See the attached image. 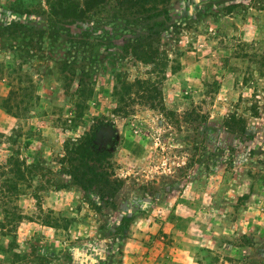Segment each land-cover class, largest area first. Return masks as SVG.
<instances>
[{"label": "rangeland", "instance_id": "obj_1", "mask_svg": "<svg viewBox=\"0 0 264 264\" xmlns=\"http://www.w3.org/2000/svg\"><path fill=\"white\" fill-rule=\"evenodd\" d=\"M50 12L0 0V160L10 147L37 168L0 199V221L16 218L0 264H264V0H171L161 69L125 56L120 28ZM136 78L173 113H115L114 85ZM17 87L20 114L6 105ZM93 129L114 143L109 203L64 161V139Z\"/></svg>", "mask_w": 264, "mask_h": 264}, {"label": "trees", "instance_id": "obj_2", "mask_svg": "<svg viewBox=\"0 0 264 264\" xmlns=\"http://www.w3.org/2000/svg\"><path fill=\"white\" fill-rule=\"evenodd\" d=\"M171 0H48L50 13L62 22L72 24L76 21H86L90 18H99L102 24L113 26L123 31L124 39L120 47L125 56H132L135 59L152 60L157 54V66L159 69L166 65L163 54L153 45L154 37L160 31L167 30L165 22L170 19L169 3ZM106 32V29L103 30ZM110 34L111 33H108ZM77 47L76 44H74ZM256 60L257 54H253ZM177 67L171 65V70L176 71ZM82 83V79H80ZM12 90L7 97L6 105L12 110L13 106L18 109L21 105L28 103L29 96L25 95L26 87H17ZM160 89L150 82V79L136 78L133 82L117 81L113 87V96L116 100L114 112L117 114L128 115L135 105H144L153 110H158L162 115L172 114L162 106ZM77 105L83 102L84 96L78 93ZM26 108V107H25ZM255 108V110H254ZM259 107L255 105L253 110L257 113ZM20 114V113H19ZM79 116V115H78ZM70 126L75 122V117L68 118ZM98 130L87 131L78 137L64 139L63 155L67 170L72 180L82 189L88 191L97 189L104 193L103 202L109 203L113 192L117 189V181H112L114 166L112 161L114 143L112 140L97 134ZM1 136V135H0ZM9 136L7 139H10ZM1 143V138H0ZM10 150L3 160H0V199H5L12 204L21 189L22 183L32 178L35 170L34 166L27 164L24 157L20 158L15 149L6 147ZM114 183V186L111 184ZM103 196V195H102ZM101 196V197H102ZM108 199V200H107ZM43 209L40 208V211ZM19 216V215H18ZM52 219L45 220L51 223ZM16 218H6L0 221V228L13 231V223ZM13 242V241H12ZM11 242V243H12ZM12 259L17 262L18 253L12 252Z\"/></svg>", "mask_w": 264, "mask_h": 264}]
</instances>
